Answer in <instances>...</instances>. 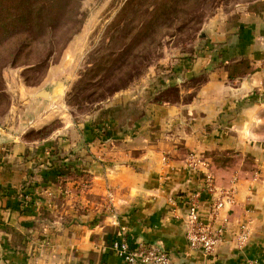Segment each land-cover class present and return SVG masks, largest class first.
Returning a JSON list of instances; mask_svg holds the SVG:
<instances>
[{
  "label": "crops",
  "instance_id": "crops-1",
  "mask_svg": "<svg viewBox=\"0 0 264 264\" xmlns=\"http://www.w3.org/2000/svg\"><path fill=\"white\" fill-rule=\"evenodd\" d=\"M203 57L185 67L187 76L206 74L193 101L157 103L139 93V110L120 106L121 135L132 138L122 148H111L93 129L104 123L98 115L83 123L60 116L62 127L50 137L24 140L30 127L48 125L53 115L54 92L45 98L33 89L18 118L0 123V150L6 148L0 151V264H128L111 247L119 235L132 247L162 245L176 264L248 258L264 264V67L246 66L233 76L229 68H209ZM193 150L208 161L216 186L236 181L235 203L216 221L223 229L211 256L191 250L185 236L187 196L203 185L201 170L186 164ZM212 200L201 193L203 221ZM242 224L248 240L239 246Z\"/></svg>",
  "mask_w": 264,
  "mask_h": 264
},
{
  "label": "rangeland",
  "instance_id": "rangeland-1",
  "mask_svg": "<svg viewBox=\"0 0 264 264\" xmlns=\"http://www.w3.org/2000/svg\"><path fill=\"white\" fill-rule=\"evenodd\" d=\"M198 58L233 76L263 68L264 0H0V123L18 118L33 89H51L47 138L62 127L60 116L83 123L98 115L104 123L96 117L93 129L122 148L132 138L121 135L120 106L139 110V93L193 101L206 74L184 72ZM38 129L23 139L38 143ZM105 207L112 211V201Z\"/></svg>",
  "mask_w": 264,
  "mask_h": 264
},
{
  "label": "built area",
  "instance_id": "built-area-1",
  "mask_svg": "<svg viewBox=\"0 0 264 264\" xmlns=\"http://www.w3.org/2000/svg\"><path fill=\"white\" fill-rule=\"evenodd\" d=\"M186 164L200 169L203 174L201 189L187 196V211L184 216L187 245L191 250L201 251L206 256H211L215 254L222 236L223 226L216 225V221L219 219L220 211L226 205L235 203L236 181L232 180L227 187L216 186L208 161L193 152L188 154ZM201 193L213 196L208 221H203L199 215ZM247 240L248 228L242 224L236 241L239 246H243ZM111 247L128 264H176L160 244L142 243L132 247L125 238L119 235L112 241ZM237 264H258V259L248 258Z\"/></svg>",
  "mask_w": 264,
  "mask_h": 264
},
{
  "label": "trees",
  "instance_id": "trees-1",
  "mask_svg": "<svg viewBox=\"0 0 264 264\" xmlns=\"http://www.w3.org/2000/svg\"><path fill=\"white\" fill-rule=\"evenodd\" d=\"M18 1V0H17ZM7 20H9V17L7 18ZM162 101H164V100H161V101H157V103H159V102H162ZM165 101H169V102H176L177 101V99H172V100H165ZM43 129H45V130H43ZM50 132H51V129H50V127H47V125H45V126H43L42 128H40V129H38V130H36V131H34V132H32L31 133V135L32 136H34L33 138L34 139H40V141L41 140H44V139H46L47 138V136L50 134ZM34 134V135H33ZM30 135V134H29ZM107 147L106 145H104V143H101L100 145H99V147ZM194 154H196V155H198V153L196 152V151H192Z\"/></svg>",
  "mask_w": 264,
  "mask_h": 264
},
{
  "label": "water",
  "instance_id": "water-1",
  "mask_svg": "<svg viewBox=\"0 0 264 264\" xmlns=\"http://www.w3.org/2000/svg\"><path fill=\"white\" fill-rule=\"evenodd\" d=\"M37 96H41V97L48 98V97H49V95H48V90H47V89L40 90V91L37 93Z\"/></svg>",
  "mask_w": 264,
  "mask_h": 264
}]
</instances>
